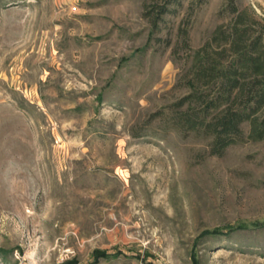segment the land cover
<instances>
[{
  "label": "rangeland",
  "instance_id": "374dc122",
  "mask_svg": "<svg viewBox=\"0 0 264 264\" xmlns=\"http://www.w3.org/2000/svg\"><path fill=\"white\" fill-rule=\"evenodd\" d=\"M224 2L151 37L148 0H0V264H264V141L210 156L152 120Z\"/></svg>",
  "mask_w": 264,
  "mask_h": 264
},
{
  "label": "trees",
  "instance_id": "16d2710c",
  "mask_svg": "<svg viewBox=\"0 0 264 264\" xmlns=\"http://www.w3.org/2000/svg\"><path fill=\"white\" fill-rule=\"evenodd\" d=\"M148 1L143 16L152 37L160 33L164 17L175 16L186 0ZM236 2L225 0L218 15L230 16L229 23L216 27L200 48L190 52L184 40L188 67L178 82L186 93L167 113L152 114V120L165 119L167 131L207 142L208 154L216 157L230 146L264 141V18Z\"/></svg>",
  "mask_w": 264,
  "mask_h": 264
}]
</instances>
